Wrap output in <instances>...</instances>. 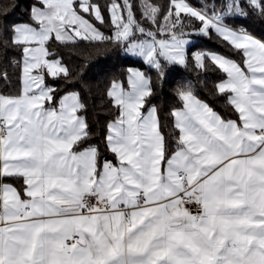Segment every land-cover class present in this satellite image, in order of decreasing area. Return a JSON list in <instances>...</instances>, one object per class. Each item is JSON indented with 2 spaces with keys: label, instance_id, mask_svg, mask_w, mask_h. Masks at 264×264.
<instances>
[{
  "label": "snow or ice",
  "instance_id": "snow-or-ice-1",
  "mask_svg": "<svg viewBox=\"0 0 264 264\" xmlns=\"http://www.w3.org/2000/svg\"><path fill=\"white\" fill-rule=\"evenodd\" d=\"M29 15L0 40L22 52L20 92L0 94V264H264V41L226 23L264 22V0L210 10L187 0H35ZM193 22L195 34L214 32L242 56L191 58L224 74L214 87L235 118L189 82L166 137L157 107L145 108L155 81L129 67L109 83L115 115L92 142L81 94L58 97L46 83L74 75L51 45L81 41L140 58L162 80L169 66L189 67Z\"/></svg>",
  "mask_w": 264,
  "mask_h": 264
},
{
  "label": "trees",
  "instance_id": "trees-1",
  "mask_svg": "<svg viewBox=\"0 0 264 264\" xmlns=\"http://www.w3.org/2000/svg\"><path fill=\"white\" fill-rule=\"evenodd\" d=\"M101 4L105 0H99ZM138 2V0H137ZM152 3H166L167 0H151ZM196 8H202L205 4L217 7L220 0H187ZM35 0H0V40L7 39L10 29L14 24L31 23L29 11ZM226 23L234 29L244 28L249 34L264 41V22L255 17L247 19L243 17H229ZM105 35H110V27L96 25ZM199 22H193L186 28L189 33H194V28ZM3 29H8L7 33ZM50 52L57 53L64 65L72 72L70 80L53 79L46 77V83L57 89V96H62L69 91H78L87 105L86 111L82 113L87 119L93 131V141L99 142L105 131L106 124L114 117L115 110L111 107L106 91L109 83L114 79L126 77L129 67H136L145 72L155 81L153 96L149 104L145 106L157 107L163 126V132L168 136L171 130L173 118L169 113L182 105L177 97V89L191 82L195 85V94L198 99L209 104L212 109L224 119L235 118L233 110L227 106L226 97L216 93L215 84L219 83L224 74L209 66L208 71L195 69L191 60L197 52L216 53L227 56L237 62L242 56L233 51L213 32L209 37L197 36L194 43L188 49L190 64L188 68L182 66H169L162 80H157L155 70H152L141 60L131 59L113 45H95L81 41L76 46L63 47L57 44L51 45ZM20 61L22 67V52L14 47L0 46V74L5 70L8 73V80H0L1 93L3 95H17L22 88L21 67L15 66ZM226 78V77H224ZM126 83V81H125ZM174 148V143L169 139V151ZM112 159L111 154H107Z\"/></svg>",
  "mask_w": 264,
  "mask_h": 264
},
{
  "label": "crops",
  "instance_id": "crops-1",
  "mask_svg": "<svg viewBox=\"0 0 264 264\" xmlns=\"http://www.w3.org/2000/svg\"><path fill=\"white\" fill-rule=\"evenodd\" d=\"M197 36H199V35H197V34H195V33H192L188 38H189V41L190 42H192V41H195V38L197 37ZM253 36V35H252ZM255 37V36H254ZM255 38H257V37H255ZM257 39H259V38H257ZM261 40V39H260ZM0 94H2L1 93V88H0Z\"/></svg>",
  "mask_w": 264,
  "mask_h": 264
},
{
  "label": "rangeland",
  "instance_id": "rangeland-1",
  "mask_svg": "<svg viewBox=\"0 0 264 264\" xmlns=\"http://www.w3.org/2000/svg\"><path fill=\"white\" fill-rule=\"evenodd\" d=\"M189 39V38H188ZM194 43V41H192V42H190L189 43V46H188V49H189V47L190 46H192V44ZM129 58H131V59H136V60H141L140 58H137V57H132V56H130V55H127ZM142 61V60H141ZM143 62V61H142ZM132 68H136V67H132ZM136 69H139V68H136ZM140 71H141V69H139Z\"/></svg>",
  "mask_w": 264,
  "mask_h": 264
}]
</instances>
